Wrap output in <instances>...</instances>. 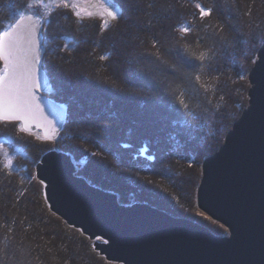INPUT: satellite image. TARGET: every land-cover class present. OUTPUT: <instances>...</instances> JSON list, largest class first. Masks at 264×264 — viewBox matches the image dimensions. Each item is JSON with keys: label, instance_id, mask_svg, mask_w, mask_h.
<instances>
[{"label": "trees", "instance_id": "1", "mask_svg": "<svg viewBox=\"0 0 264 264\" xmlns=\"http://www.w3.org/2000/svg\"><path fill=\"white\" fill-rule=\"evenodd\" d=\"M30 2L0 0V32L24 12L42 16ZM120 2L124 14L108 18L107 29L105 20L77 17L71 8L43 16L49 97L67 106L58 147L73 156L78 175L120 203H147L225 236L224 227L198 215L196 190L203 160L247 106V76L264 43V0ZM197 3L211 15L202 19ZM217 36L232 46L214 44ZM21 129L0 120V141L27 159L6 166L0 158V264H116L49 210L35 164L51 143Z\"/></svg>", "mask_w": 264, "mask_h": 264}, {"label": "water", "instance_id": "2", "mask_svg": "<svg viewBox=\"0 0 264 264\" xmlns=\"http://www.w3.org/2000/svg\"><path fill=\"white\" fill-rule=\"evenodd\" d=\"M12 25L21 87L29 67L39 87L31 89L38 106H32L27 119L9 122H20L25 132L39 131L53 142L66 123L67 106L46 95L44 19L24 12ZM247 79V106L222 145L203 160L196 190L198 210L227 235L147 203H120L115 193L79 176L73 156L57 147L35 165L49 210L88 237L110 263L264 264V43Z\"/></svg>", "mask_w": 264, "mask_h": 264}, {"label": "snow or ice", "instance_id": "3", "mask_svg": "<svg viewBox=\"0 0 264 264\" xmlns=\"http://www.w3.org/2000/svg\"><path fill=\"white\" fill-rule=\"evenodd\" d=\"M63 6L68 7V0H61ZM99 3L102 7H104L103 15L109 16L111 19H120L124 10L121 6L120 0H99ZM34 6V5H33ZM74 8H76L75 15L77 17H81L83 9L79 4H73ZM152 5H149L151 7ZM196 8L199 9V15L203 19L204 17L210 16L213 11L212 8H207L206 6H202L197 3ZM88 17H92L93 13L88 11L86 13ZM19 23V21H17ZM13 25H9L8 29L0 32V59L5 61L3 71H0V119L5 121L9 120H25L27 119V114L32 108L33 105L38 106V102L36 100L34 92L31 91L33 88H38L39 84L32 76V70L29 67L25 72V78L23 80V87H21V77L18 72V65L16 62V44L17 38L11 32V28ZM103 27L107 29L109 27L108 21H103ZM190 27H183L182 31L184 33H188ZM234 39V38H233ZM219 43L222 49H227L232 46V43L225 37L217 36L215 43ZM258 51V50H257ZM180 55L186 60H191V57L187 55V53L181 49ZM207 56V53L201 52L199 59L204 60ZM105 57H101L104 59ZM259 59V57H257ZM173 74H175V70L172 69ZM245 71L243 67H240L237 75L240 79H243L241 72ZM255 71V69H253ZM196 80H199L200 77L197 75L195 77ZM181 105L183 109H187L188 105L183 104L181 101ZM181 112V115H185L182 109H178ZM187 123V122H186ZM23 130V129H21ZM189 132L191 133V126H189ZM49 139L51 137H48ZM10 165V162H8Z\"/></svg>", "mask_w": 264, "mask_h": 264}, {"label": "rangeland", "instance_id": "4", "mask_svg": "<svg viewBox=\"0 0 264 264\" xmlns=\"http://www.w3.org/2000/svg\"><path fill=\"white\" fill-rule=\"evenodd\" d=\"M73 4H79L80 7L83 9L82 11V15L81 16H84V17H88L86 15V13L88 11H91L93 13V16L92 17H98L102 20H107L108 18H110L109 16L107 15H103V12H104V7H102L99 3V0H68V7H65L63 6L61 0H31L30 2V5L32 6V8L35 6V8L38 7L39 11L41 12L42 17L43 16H46L48 13H50L52 10L54 9H61V8H71V9H75L77 10L76 8H74L72 5ZM34 5V6H33ZM44 19V18H43ZM16 21V20H15ZM14 21V22H15ZM13 22V23H14ZM12 25V24H10ZM8 28V27H7ZM6 28V29H7ZM44 45V43H43ZM45 48V47H44ZM49 91V90H48ZM47 96H50V93L47 92L46 93ZM5 122V121H3ZM7 123H19L21 124L20 122H9V121H6ZM23 132H25L23 130ZM27 133V132H25ZM41 133V132H40ZM39 131L37 132H34V133H29V134H35V140H38L40 141L41 139H39V137L37 136V134H40ZM46 141V139H45ZM48 142V141H46ZM51 143L50 146L52 149H55L56 147L59 149L58 145L60 146L61 145V141L59 139L55 140L53 143L52 142H49ZM13 143L11 144V142L5 140V141H0V158L1 160L3 161V163L8 166V160H11V159H15V158H21L22 161H26L27 159H25V156L18 150H16L14 147H13ZM51 149V150H52ZM15 164L13 163L12 166H14ZM36 165V164H35ZM12 166H10L12 168ZM78 174V173H77ZM80 176V175H79ZM197 206V205H196ZM198 210V208H197ZM54 214V213H53ZM198 215H202V216H205L203 213H201L199 210H198ZM207 217V216H205ZM208 218V217H207ZM209 219V218H208ZM211 220V219H209ZM212 221V220H211ZM214 222V221H212ZM216 223V222H215ZM218 224V223H217ZM220 225V224H219ZM221 226V225H220ZM223 227V226H222Z\"/></svg>", "mask_w": 264, "mask_h": 264}, {"label": "bare ground", "instance_id": "5", "mask_svg": "<svg viewBox=\"0 0 264 264\" xmlns=\"http://www.w3.org/2000/svg\"><path fill=\"white\" fill-rule=\"evenodd\" d=\"M256 41H257V40H256ZM5 122H6V121H5ZM11 122H13V121H11ZM219 138H220V137H219ZM214 139H215V138H214ZM46 141H47V140H46ZM213 141H214V140H213ZM48 142H49V141H48ZM53 142H54V141H53ZM53 142H52V143H53ZM211 142H212V141H211Z\"/></svg>", "mask_w": 264, "mask_h": 264}]
</instances>
